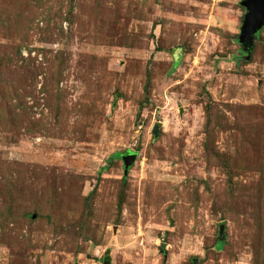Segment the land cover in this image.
<instances>
[{"label":"rangeland","instance_id":"1","mask_svg":"<svg viewBox=\"0 0 264 264\" xmlns=\"http://www.w3.org/2000/svg\"><path fill=\"white\" fill-rule=\"evenodd\" d=\"M241 1L0 0V264H264Z\"/></svg>","mask_w":264,"mask_h":264},{"label":"water","instance_id":"2","mask_svg":"<svg viewBox=\"0 0 264 264\" xmlns=\"http://www.w3.org/2000/svg\"><path fill=\"white\" fill-rule=\"evenodd\" d=\"M246 10L244 15L240 33L238 36V43L247 51L252 46V41L254 35L264 25V0H242L240 2ZM159 124L153 127V133L156 135L158 133ZM136 152L130 151L123 155L121 160L124 165L123 173L127 174V168L131 166L136 158ZM224 238V226L219 225L218 229V239L221 241ZM197 259L192 260V264H196ZM102 264H110L109 259L106 257Z\"/></svg>","mask_w":264,"mask_h":264},{"label":"trees","instance_id":"3","mask_svg":"<svg viewBox=\"0 0 264 264\" xmlns=\"http://www.w3.org/2000/svg\"><path fill=\"white\" fill-rule=\"evenodd\" d=\"M242 50V49H241ZM249 51H245L244 49L241 51V54H243V57H247ZM111 159V158H110ZM113 159V158H112ZM109 162L107 163V166L103 167L104 169L108 167V165H110V160H108ZM222 245V242H218V247H220Z\"/></svg>","mask_w":264,"mask_h":264}]
</instances>
